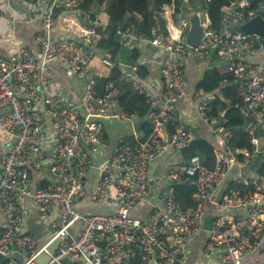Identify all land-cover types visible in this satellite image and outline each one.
Here are the masks:
<instances>
[{
	"label": "built area",
	"instance_id": "1",
	"mask_svg": "<svg viewBox=\"0 0 264 264\" xmlns=\"http://www.w3.org/2000/svg\"><path fill=\"white\" fill-rule=\"evenodd\" d=\"M250 2L232 0L222 6L217 26L206 11L196 8L205 28L197 46L185 41L189 21L182 13L192 5L189 0L164 3L156 12L165 23L158 24L152 37L132 25L117 24L115 33L121 46L132 48L148 41L165 52L161 96L144 83L140 62L120 70L129 89L147 101L151 132L143 138L134 129L142 117L119 104L111 82L99 92L98 78L104 77L100 70L89 74L80 102L50 89L49 63L60 60L71 74L86 76L100 36L95 19L79 1L48 0L44 5L35 1V16L43 24L36 36L38 53L25 46L9 55L0 53V254L12 264H39L36 257L41 251L50 255L47 264H207L213 256L221 264H264V35L236 28L264 15V0L252 6ZM59 10L82 17L79 32L68 37L53 35ZM211 46L218 49L240 88L252 146L232 145L236 127L226 126L222 110L213 112L214 95L196 93L199 118L220 143L213 160L206 162L197 152L184 164L169 165L159 174L166 183L162 203H152L144 218L134 216L132 208L146 200L151 190V161L169 148L180 153L195 138L176 103L185 96L186 54L203 55ZM102 61L111 63L107 57ZM107 117L129 124L132 131L117 137L107 157L96 164L93 154L105 141L103 120ZM169 126L178 130L164 137ZM132 135L135 141L126 139ZM49 152L45 176L33 181L31 172L43 167ZM255 159L258 173L249 176L246 172L252 170ZM90 168L98 175L94 201L115 204L114 211L78 209L76 203L85 193ZM182 174L195 188V205L184 207L175 196L174 184ZM25 197L38 205L40 220L48 219L44 237H50L41 247L24 229ZM212 207L215 211L210 212ZM207 215L211 216L209 228L204 227ZM57 236L62 241L52 253L47 247ZM196 239L202 240L201 256L191 259L187 247ZM15 248L24 255L23 262L11 256ZM252 254L257 257L246 259ZM63 257L71 261L64 263Z\"/></svg>",
	"mask_w": 264,
	"mask_h": 264
},
{
	"label": "crops",
	"instance_id": "2",
	"mask_svg": "<svg viewBox=\"0 0 264 264\" xmlns=\"http://www.w3.org/2000/svg\"><path fill=\"white\" fill-rule=\"evenodd\" d=\"M35 1H39L44 5L48 0H0L1 54L9 55L15 52L19 46L28 47L34 53H38L36 36L43 30V24L40 18L35 16L33 9L35 6ZM189 12L190 11L188 7H185L182 16L188 18ZM29 13H32L33 17L28 18ZM165 20L166 19H163L164 23ZM95 21L97 25V32L100 38H107L109 43H111V41L118 42V36L114 30V26L116 25H112L110 22L107 9L97 13ZM82 23V17L77 13L59 10L55 25L52 28V33L56 37H68L75 32H79L82 27ZM67 25H69V28H67ZM113 50L114 51L111 49H106L96 52L87 67V74L84 77L71 74L65 67L64 63L60 60L51 61L49 63L51 74L50 89L75 102H80L83 99V91L89 74L93 73L95 70H100L102 75L105 78H108L110 75H112L114 68H116V71L120 73L121 67H129L135 62H140L139 73L144 80V83L155 95H162L164 83L161 77V67L165 56V52L163 50L157 49L156 47L149 44L148 41H140L132 48L123 47L119 44ZM104 57L109 58L111 63L115 64V66H113L111 63H104L102 61V58ZM184 64L186 73L185 96L176 103L177 109L182 114H184L186 127L190 129L193 136L197 137L198 135L202 134L206 137V139L212 140L215 145L220 144L217 138L214 136L210 126L201 122L197 113L195 95L196 93H204L201 91V89H197V84L203 78L205 72L209 69H212L213 67L226 65V62L219 54L218 49L215 46H211L204 52L203 55H198L192 51L187 53ZM224 77L227 76H223V78ZM223 78L220 80V88L206 94H212L215 98L219 96L222 100L225 99L221 88H225V86L229 84V78L227 77V82L221 83ZM117 80L118 78L115 80V82H117ZM118 84L120 87L117 92L118 95L131 88L130 85L126 84L125 82L123 84L121 78H119ZM225 101H228V99H225ZM219 110L221 109L219 108ZM225 111L226 109L222 108L224 118L228 119L225 116ZM142 118L145 120L144 117ZM103 124L106 132V138L104 143L93 154L94 163L96 164L107 157L110 152L112 142L117 137L132 131V128L129 124L120 123L116 117L105 118L103 120ZM176 130L178 129H175L173 126H169L166 133H164V137L172 135ZM261 143H264V140H261ZM50 160L51 154L49 152L44 160L43 167L31 172L33 181L36 182L45 176ZM181 161L182 155L172 148L167 149L151 161L149 166V172L151 176V190L146 200L140 202L134 208H132V215L144 218L147 215L152 203H162L164 199V189L166 183L163 179L159 180V174L163 172L169 165H177L181 163ZM250 166L252 170L250 172H246L249 176H253L255 171L258 173L257 159H255ZM233 172L234 171L232 170L230 178L234 175ZM97 179L98 175L96 169L90 168L86 180L85 193L77 201L76 205L78 209L83 212H112L116 209L115 204L98 203L93 199V191L95 190ZM23 202L26 208L24 217L25 219L28 213L36 212L35 210L37 208V204L30 197H25ZM213 211H215V209L212 207L210 212ZM37 221L41 220L37 219ZM201 249L202 240L196 239L189 243L187 247V254L191 259H196L201 256ZM11 256L20 262L17 257L14 255ZM256 257V254H252L246 259ZM61 260L64 263H69L71 261L70 257H63ZM76 261L78 262V260ZM2 262L3 264L12 263L11 259L6 256ZM207 264H221V260L218 256H213L208 260Z\"/></svg>",
	"mask_w": 264,
	"mask_h": 264
},
{
	"label": "trees",
	"instance_id": "3",
	"mask_svg": "<svg viewBox=\"0 0 264 264\" xmlns=\"http://www.w3.org/2000/svg\"><path fill=\"white\" fill-rule=\"evenodd\" d=\"M80 2L81 8L90 16L91 19H95L97 13L107 9L109 13L110 22L112 25L119 23H125L136 27L139 31L144 33L147 37H152L157 32V26L160 23L164 25L163 19L157 15V10H160L164 3L172 0H77ZM232 0H190V3L197 9L201 8L207 12L212 25L217 26L219 24L221 8L225 4H228ZM86 21V20H85ZM114 26V30L115 27ZM118 42H108L107 38H99L98 45L95 48V52L99 50L113 49L118 46ZM113 47V48H112ZM113 69V73L110 77L98 78L99 92L103 90V86L111 82V86L114 91L118 92V89L112 85L118 84L121 73ZM223 76L229 78V84L225 88H221L225 99H221L217 96L213 101V112H217L219 108L226 109L225 116L228 118L226 126L236 127L233 132V137L230 139L232 145L239 147H251V141L249 138L248 127L246 126V115L241 110L242 108V96L238 85L234 82L232 75L228 72L227 66H216L205 72L203 78L197 84V89H201L202 92H213L220 88V80ZM118 78L117 82L115 80ZM124 84V80L121 78ZM119 104L128 111H137L140 117H144L145 120L139 130L142 133V137L151 132L150 122L147 118L148 104L145 97L138 94L131 89L126 90L124 93L118 95ZM129 141H135V136L132 135L126 138ZM219 144L215 145L212 140L203 139L200 144V153L202 158L206 162H211L214 158L215 149ZM182 160L179 164H184ZM261 171V170H259ZM175 196L178 201L184 207L195 205L197 203L193 196L195 188L188 185L185 174H182L180 179L174 184ZM233 186V185H232Z\"/></svg>",
	"mask_w": 264,
	"mask_h": 264
},
{
	"label": "water",
	"instance_id": "4",
	"mask_svg": "<svg viewBox=\"0 0 264 264\" xmlns=\"http://www.w3.org/2000/svg\"><path fill=\"white\" fill-rule=\"evenodd\" d=\"M260 1L262 0H251L249 5L252 6ZM188 9L190 11L188 15L189 26L185 33V41L192 46H197L201 41L205 28L200 21V15L196 10V8L189 4ZM236 28L243 32H257L261 35H264V15H256L250 18L249 20L243 22L242 24L237 25ZM143 122L144 119L139 118L134 123V129L136 131H139ZM203 139H206V137L200 134L197 137L191 139L188 144L181 147L180 153L182 155L183 161H186L193 154L200 152V144H201V140ZM35 211L36 212L28 213L27 217L25 218V222H26L25 231L32 233L34 237L38 239V247H41L42 244H44L50 237V236L44 237L45 228L48 225V219L37 221V219L41 218L39 214L38 205ZM210 225H211V216L207 215L204 221V227L209 228ZM70 231L72 234H74L73 226L70 228ZM61 241H62L61 236H57L55 239L51 241L47 249L52 253L55 252V249L57 248L58 244ZM10 254L17 257L20 262H23L24 255L18 249L16 248L12 249ZM4 258L5 256L0 254V261H3ZM49 259H50V255L45 251H41L36 257V260L38 261L39 264H47ZM54 264H59V263H54Z\"/></svg>",
	"mask_w": 264,
	"mask_h": 264
},
{
	"label": "rangeland",
	"instance_id": "5",
	"mask_svg": "<svg viewBox=\"0 0 264 264\" xmlns=\"http://www.w3.org/2000/svg\"><path fill=\"white\" fill-rule=\"evenodd\" d=\"M189 1H190V0H189ZM204 17H205V16L203 15L202 18H204ZM112 85L115 87V89H120L119 84H115V83H113ZM119 95H120V94H119ZM117 100H118V96H117ZM120 123H121V122H120ZM169 167H170V166H169ZM169 167H168V168H169ZM159 180H160V179H159ZM165 190H166V186H165L164 192H165Z\"/></svg>",
	"mask_w": 264,
	"mask_h": 264
}]
</instances>
